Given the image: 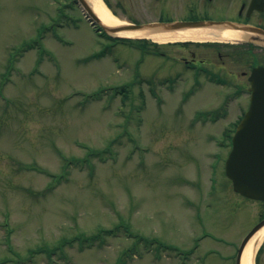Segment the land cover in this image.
<instances>
[{"label":"rangeland","instance_id":"rangeland-1","mask_svg":"<svg viewBox=\"0 0 264 264\" xmlns=\"http://www.w3.org/2000/svg\"><path fill=\"white\" fill-rule=\"evenodd\" d=\"M103 2L127 22L159 13ZM83 10L0 0V264H235L249 205L225 160L245 67L200 41L145 38L144 52L140 37L99 36ZM192 51L209 72L186 69Z\"/></svg>","mask_w":264,"mask_h":264},{"label":"flooded vegetation","instance_id":"flooded-vegetation-1","mask_svg":"<svg viewBox=\"0 0 264 264\" xmlns=\"http://www.w3.org/2000/svg\"><path fill=\"white\" fill-rule=\"evenodd\" d=\"M154 2L152 4V10L158 9L159 13L148 22H214L218 25L214 27L215 32L223 31L228 24L230 26L233 25L235 27L234 30L239 35L236 39L231 40V42H209L199 44L198 46L232 48L230 52L228 51L225 54L219 48L217 55H219V58L228 56V58L236 61L237 64L245 67L241 71V75L246 80H236L230 86L234 88L251 87V81L249 79L250 73L256 66H264V0H157L156 3ZM181 45L186 46L190 45V43ZM196 55L197 53L192 51L190 56H181V59L186 64L196 63V65H204V63H207L206 59L198 58ZM218 65L225 68L223 64ZM230 75L232 77L234 76L233 78L238 77V74L232 72L228 73V76ZM227 84H229V81H227ZM244 113L245 111L239 115L238 121ZM238 194L240 195L238 198L241 200V203L248 202L249 205L248 218L250 227L248 232L257 229L255 233L257 235L260 231L264 230V198L247 197L240 192ZM241 203L238 207L240 213H242L243 209L241 208ZM237 258L238 250L234 259L235 264H238ZM254 264H264V234L256 242Z\"/></svg>","mask_w":264,"mask_h":264},{"label":"water","instance_id":"water-1","mask_svg":"<svg viewBox=\"0 0 264 264\" xmlns=\"http://www.w3.org/2000/svg\"><path fill=\"white\" fill-rule=\"evenodd\" d=\"M93 22L111 35L121 30H176L191 27L216 26L214 22H154L134 23L112 26L101 20L88 0H78ZM215 24V25H214ZM218 26V25H217ZM229 27H234L233 25ZM235 28V27H234ZM251 103L244 118L232 138V149L226 160L225 169L233 188L248 197L264 198V66L256 67L250 73ZM253 229L243 240L239 248V262L242 253L251 239Z\"/></svg>","mask_w":264,"mask_h":264},{"label":"bare ground","instance_id":"bare-ground-1","mask_svg":"<svg viewBox=\"0 0 264 264\" xmlns=\"http://www.w3.org/2000/svg\"><path fill=\"white\" fill-rule=\"evenodd\" d=\"M93 6V10L98 14V16L103 20L104 23L116 26L125 24L126 21L117 18L115 15L111 13L109 8L104 4L103 0H88ZM238 32L232 29H224L223 31L216 32L213 28L209 27H194L188 29H179V30H164V31H149V30H121L117 32V34L128 37H147L151 39H155L157 42L167 43L174 41H185V40H207V39H218V40H231L235 39ZM264 234V230L260 231L257 235L251 237L247 246L245 247L241 264H254V250L256 242L261 239Z\"/></svg>","mask_w":264,"mask_h":264},{"label":"trees","instance_id":"trees-1","mask_svg":"<svg viewBox=\"0 0 264 264\" xmlns=\"http://www.w3.org/2000/svg\"><path fill=\"white\" fill-rule=\"evenodd\" d=\"M130 42H139V44H140V49H143L144 50V52L146 51V49L145 48H147V45H146V43H147V41H145V40H143V41H140V40H136V41H134V40H129Z\"/></svg>","mask_w":264,"mask_h":264}]
</instances>
